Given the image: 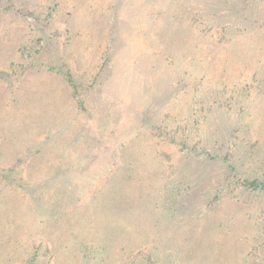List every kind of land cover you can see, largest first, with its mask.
<instances>
[{
    "label": "rangeland",
    "instance_id": "374dc122",
    "mask_svg": "<svg viewBox=\"0 0 264 264\" xmlns=\"http://www.w3.org/2000/svg\"><path fill=\"white\" fill-rule=\"evenodd\" d=\"M0 264H264V0H0Z\"/></svg>",
    "mask_w": 264,
    "mask_h": 264
},
{
    "label": "trees",
    "instance_id": "16d2710c",
    "mask_svg": "<svg viewBox=\"0 0 264 264\" xmlns=\"http://www.w3.org/2000/svg\"><path fill=\"white\" fill-rule=\"evenodd\" d=\"M252 187L254 186V183H251Z\"/></svg>",
    "mask_w": 264,
    "mask_h": 264
}]
</instances>
